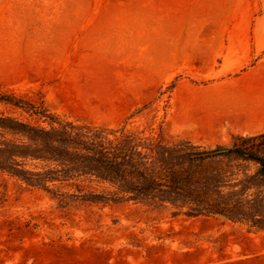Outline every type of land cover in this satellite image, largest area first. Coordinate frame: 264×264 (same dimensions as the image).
<instances>
[{"label":"rangeland","instance_id":"rangeland-1","mask_svg":"<svg viewBox=\"0 0 264 264\" xmlns=\"http://www.w3.org/2000/svg\"><path fill=\"white\" fill-rule=\"evenodd\" d=\"M256 86L264 0H0V93L61 118L232 147L264 134V123L235 129L210 114ZM194 105L198 114L187 113ZM0 113L36 121L1 101ZM256 168L225 167L241 177ZM251 182L223 196L236 204L230 218L128 200L59 208L0 170V264H264V185Z\"/></svg>","mask_w":264,"mask_h":264},{"label":"trees","instance_id":"trees-1","mask_svg":"<svg viewBox=\"0 0 264 264\" xmlns=\"http://www.w3.org/2000/svg\"><path fill=\"white\" fill-rule=\"evenodd\" d=\"M0 101L36 119L0 113V170L29 187L43 188L59 208L77 202L128 200L235 218L236 204L223 196L246 193L257 184L251 181L264 185V134L234 142L232 147L207 149L189 140L133 131L117 136L108 128L61 118L43 102L13 94L0 93ZM256 138L262 141L242 146ZM209 151L217 152L202 154ZM239 160L255 163L256 170L246 169L241 177L238 169H225Z\"/></svg>","mask_w":264,"mask_h":264},{"label":"bare ground","instance_id":"bare-ground-1","mask_svg":"<svg viewBox=\"0 0 264 264\" xmlns=\"http://www.w3.org/2000/svg\"><path fill=\"white\" fill-rule=\"evenodd\" d=\"M245 96L246 98L243 101L238 102V103L235 102L234 104L237 103L235 106H232L230 109H227L224 112L222 111L212 112L210 114V119H213V118L216 119L221 115L225 116L226 118L229 117L233 121L231 126L235 129H244V130L248 129L249 130L250 128L261 126L262 123H264V87L262 88L260 86H256L250 93L246 92ZM195 107H196L195 105L193 107L194 109H192L191 107L190 110H187V113L189 114L194 113L195 115H197L198 114L197 112L199 111H197Z\"/></svg>","mask_w":264,"mask_h":264},{"label":"water","instance_id":"water-1","mask_svg":"<svg viewBox=\"0 0 264 264\" xmlns=\"http://www.w3.org/2000/svg\"><path fill=\"white\" fill-rule=\"evenodd\" d=\"M261 141H262V138H256V139L250 140V141L242 144V146L247 147V146L256 145V144L260 143ZM215 152H217V151H209V152H204L202 154L204 155V154H210V153H215Z\"/></svg>","mask_w":264,"mask_h":264}]
</instances>
